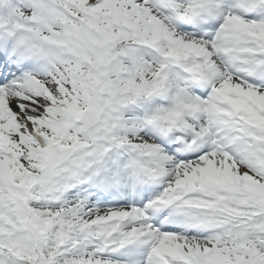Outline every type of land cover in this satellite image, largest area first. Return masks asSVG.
I'll return each instance as SVG.
<instances>
[{"label": "snow or ice", "instance_id": "1", "mask_svg": "<svg viewBox=\"0 0 264 264\" xmlns=\"http://www.w3.org/2000/svg\"><path fill=\"white\" fill-rule=\"evenodd\" d=\"M0 264H264V0H0Z\"/></svg>", "mask_w": 264, "mask_h": 264}]
</instances>
